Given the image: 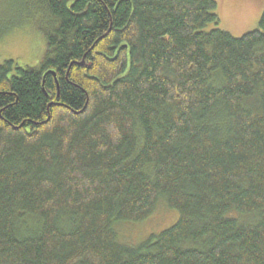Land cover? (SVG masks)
<instances>
[{"label":"trees","instance_id":"1","mask_svg":"<svg viewBox=\"0 0 264 264\" xmlns=\"http://www.w3.org/2000/svg\"><path fill=\"white\" fill-rule=\"evenodd\" d=\"M23 6L46 49L0 64V264H264V12L236 37L215 0Z\"/></svg>","mask_w":264,"mask_h":264},{"label":"rangeland","instance_id":"2","mask_svg":"<svg viewBox=\"0 0 264 264\" xmlns=\"http://www.w3.org/2000/svg\"><path fill=\"white\" fill-rule=\"evenodd\" d=\"M24 0H0V64L12 59L19 66H35L44 56L46 40L34 19L23 6ZM219 23L203 28L217 27L239 37L259 27L264 12V0H215ZM152 218L141 222L119 224L116 228L121 242L139 245L151 234H157L173 225L179 218L166 207ZM176 218V220H174ZM174 220V221H169ZM123 240V241H122Z\"/></svg>","mask_w":264,"mask_h":264},{"label":"water","instance_id":"3","mask_svg":"<svg viewBox=\"0 0 264 264\" xmlns=\"http://www.w3.org/2000/svg\"><path fill=\"white\" fill-rule=\"evenodd\" d=\"M53 74H55V73L53 72Z\"/></svg>","mask_w":264,"mask_h":264}]
</instances>
